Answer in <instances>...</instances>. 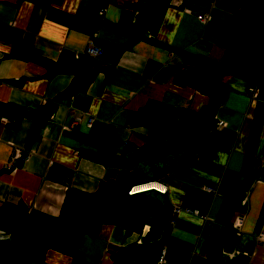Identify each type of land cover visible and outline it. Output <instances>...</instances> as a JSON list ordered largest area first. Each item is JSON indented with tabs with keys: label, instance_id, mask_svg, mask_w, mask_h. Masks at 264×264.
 Masks as SVG:
<instances>
[{
	"label": "crops",
	"instance_id": "obj_1",
	"mask_svg": "<svg viewBox=\"0 0 264 264\" xmlns=\"http://www.w3.org/2000/svg\"><path fill=\"white\" fill-rule=\"evenodd\" d=\"M136 3L142 8L148 1L60 0L42 7L29 0H0V104L29 114L15 126L8 117L0 119V226L49 231L46 218L60 214L69 190L92 194L115 180L117 166L85 154L118 158L125 145L143 146L147 131L129 125L128 116L148 102L197 113L210 103L208 96L178 83L183 68L195 67L181 53L228 60L239 40L223 47L218 38L238 19L239 8L223 0H169L158 31L146 30L145 38L131 43L126 33L139 12L128 5ZM202 15L206 23L196 18ZM90 40L106 46L100 60L85 58ZM16 41L18 49L28 45L29 59L13 56ZM47 63L62 68L75 63L86 74L96 72L87 88L66 97L72 74L48 77ZM243 72L246 77L222 78L226 95L213 115L215 125L226 126L213 125L187 163L179 168L184 157L177 154L140 166L144 175L137 184L157 181L167 187L163 198L172 210L208 218L180 212L174 224H165L158 238L163 264H208L219 243L231 264H264V241L256 242L259 234L264 237V51ZM47 104L54 105L53 112L39 127L38 113ZM89 118L94 121L88 123ZM19 150L31 157L7 170L5 164ZM243 182L225 219L227 197ZM207 186L217 194L205 191ZM237 217L244 219L240 232L231 228ZM98 230L96 237L84 236L74 253L48 250L43 261L30 264H115L112 255L140 244L148 226L142 234H127L113 224Z\"/></svg>",
	"mask_w": 264,
	"mask_h": 264
},
{
	"label": "trees",
	"instance_id": "obj_2",
	"mask_svg": "<svg viewBox=\"0 0 264 264\" xmlns=\"http://www.w3.org/2000/svg\"><path fill=\"white\" fill-rule=\"evenodd\" d=\"M43 6L60 0H29ZM146 7L140 3L128 5L135 8L139 14L135 24L131 23L126 35L130 36L131 43L145 38L143 32L149 30L154 35L160 26V17L169 0H147ZM239 8L238 19L220 30L218 45L239 40V47L232 51L225 61H214L200 55L181 53L186 59L195 64L193 68H183L179 73L178 83L187 84L202 95L209 97L210 103L199 113L188 109L170 108L161 103L148 102L143 110L131 113L129 125L143 127L147 131L143 146L138 148L125 145V154L118 158L89 155L92 160L112 162L117 166L118 177L113 181L102 183L96 192L90 194L80 190H69L63 201L60 214L50 219L46 218L50 226L48 232H22L16 227L0 226V231L10 234V240L0 241V264H30L43 261L48 250H56L66 256L75 252L80 240L84 236L96 237L98 228L105 224H113L125 229L127 234H142L144 225L148 226L140 244L123 247L121 251L112 255L115 264H157L161 244L158 241L165 224L171 218V207L157 192L149 191L128 195V190L137 183L143 174L140 166L146 167L160 160L183 154V161L179 168L192 158L200 148L206 134L215 125L213 111L223 102L226 88L221 84L225 76L246 77L243 70L249 60L264 51V0H223ZM13 56L29 59L28 45L17 48ZM224 47V46H223ZM105 53L106 46L102 47ZM120 49L119 47H117ZM104 57V56H103ZM102 57V58H103ZM34 58H38L34 56ZM88 59V58H86ZM74 64V65H73ZM62 68L56 64L47 63L48 77L57 72L72 74L73 82L69 89L64 91L66 97L87 88L93 81L90 73L86 74L80 66L75 65ZM62 101L63 98H57ZM55 103H57L55 101ZM52 104L42 107L39 115L40 125H43L53 112ZM29 115L25 110H17L0 104V119L8 117V123L16 125L24 116ZM35 117V116H34ZM149 146V147H148ZM138 174V176L136 175ZM136 175V177H135ZM245 186L240 183L233 188V193L227 197L223 215L229 218L232 213L234 194ZM228 224V223H227ZM220 243L217 244L208 264H231V261L221 252Z\"/></svg>",
	"mask_w": 264,
	"mask_h": 264
},
{
	"label": "built area",
	"instance_id": "obj_3",
	"mask_svg": "<svg viewBox=\"0 0 264 264\" xmlns=\"http://www.w3.org/2000/svg\"><path fill=\"white\" fill-rule=\"evenodd\" d=\"M199 21L203 22V23H206L208 21L207 19V16H197L196 17ZM85 53V58H92V59H99L103 57L104 55V50H102L101 47H99V45H97L93 40H90L87 44V47L86 49L84 50ZM94 120L92 118H89L88 119V123H92ZM74 128H77L79 126L78 124V121H75V123L72 125ZM226 126L225 123L223 122H218L217 125H215L216 128H222ZM31 152L28 153L27 155L24 154V151H17L16 154L13 155V157L8 160V163L5 164L6 167H7V170H15L17 169V162H20V163H24L26 162L30 157H31ZM205 191L211 193V194H214V196L217 194V190L214 189V187H205L204 188ZM147 191H155L157 193H159L160 195L161 194H166L167 193V187L166 186H163L161 184H158V182H146L143 183V184H139V185H135L133 186V188H131V190L128 192V195H130L131 197L133 195H136V194H140V193H147ZM180 212H186V213H192V214H195V215H199L198 212L196 211H191V210H181V208L179 207H175V209L171 210V218L170 220L168 221L167 225H171V224H174L175 223V219L177 217V215H179ZM204 218L206 219V217L204 216ZM244 219L243 217H237L233 222V226L236 227V229H234L235 231L237 232H240L241 230V227H242V223H243ZM10 238L8 234H5L4 232L0 231V240H6ZM259 241H264V237L262 235H258L257 236V242ZM164 249L160 252V256H159V261L158 263L159 264H163L164 262Z\"/></svg>",
	"mask_w": 264,
	"mask_h": 264
},
{
	"label": "rangeland",
	"instance_id": "obj_4",
	"mask_svg": "<svg viewBox=\"0 0 264 264\" xmlns=\"http://www.w3.org/2000/svg\"><path fill=\"white\" fill-rule=\"evenodd\" d=\"M28 153H30L29 151H24V154L25 155H27ZM139 170H141L142 171V169L140 168ZM142 173H143V171H142ZM137 176H138V174H136ZM136 175H135V177H136ZM143 175H144V173H143ZM132 188V187H131ZM131 188L128 190V192L131 190ZM199 213V212H198ZM199 217H201V219L203 220H207L208 218H207V216H205L206 217V219L204 218V215L203 216H201V214L199 213V215H198ZM232 224V223H231ZM231 228L232 229H236V227L235 226H233V224H232V226H231ZM46 232H48V231H46ZM256 242H257V237H256ZM259 242H261V241H259ZM259 242H257V243H259ZM159 256H160V253L158 254ZM159 256H158V261H159ZM164 261H165V258H164ZM164 263V262H163ZM157 264H159V263H157Z\"/></svg>",
	"mask_w": 264,
	"mask_h": 264
},
{
	"label": "flooded vegetation",
	"instance_id": "obj_5",
	"mask_svg": "<svg viewBox=\"0 0 264 264\" xmlns=\"http://www.w3.org/2000/svg\"><path fill=\"white\" fill-rule=\"evenodd\" d=\"M11 239V237L10 238H8V239H6V240H10Z\"/></svg>",
	"mask_w": 264,
	"mask_h": 264
},
{
	"label": "water",
	"instance_id": "obj_6",
	"mask_svg": "<svg viewBox=\"0 0 264 264\" xmlns=\"http://www.w3.org/2000/svg\"><path fill=\"white\" fill-rule=\"evenodd\" d=\"M1 241V240H0Z\"/></svg>",
	"mask_w": 264,
	"mask_h": 264
}]
</instances>
